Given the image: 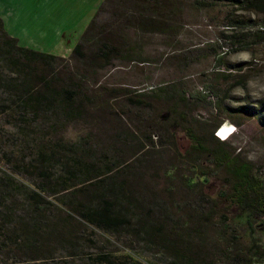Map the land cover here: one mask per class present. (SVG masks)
Masks as SVG:
<instances>
[{
	"label": "trees",
	"instance_id": "trees-1",
	"mask_svg": "<svg viewBox=\"0 0 264 264\" xmlns=\"http://www.w3.org/2000/svg\"><path fill=\"white\" fill-rule=\"evenodd\" d=\"M245 8L261 21L225 26L238 29L228 36L238 47L264 41V0H246ZM180 10L175 0H104L63 67L61 58L18 46L0 19V264H141L116 255L112 239L150 258L147 264L260 262L264 251L257 244L234 250L237 237L222 231L225 245L217 247L204 232L216 206L202 189L215 170L228 179L218 197L243 210L246 219L264 223V177L252 164L238 161L213 130V143L206 145L185 128L189 151L176 154L165 174L181 173L182 202L169 190L166 199L154 195L139 182L149 162L157 166L154 156L103 99L105 89L88 88L86 69L68 68L70 61L105 67L123 45L120 30L177 35ZM247 27H254L252 41L240 31ZM168 85L153 93L176 86ZM126 92L111 91L118 98L127 94L130 106H145L143 91ZM143 140L151 144L148 136ZM116 146L128 149L130 158L124 160ZM110 150L120 156L111 159ZM201 156L209 160L208 170L197 160Z\"/></svg>",
	"mask_w": 264,
	"mask_h": 264
},
{
	"label": "rangeland",
	"instance_id": "rangeland-1",
	"mask_svg": "<svg viewBox=\"0 0 264 264\" xmlns=\"http://www.w3.org/2000/svg\"><path fill=\"white\" fill-rule=\"evenodd\" d=\"M103 1L0 0V19L4 31L18 46L52 53L63 59L60 63L63 67L70 55L69 50L63 49L66 41L79 40ZM175 1L181 9L178 21L181 30L177 35L120 30L123 45L105 67L85 68L70 61L68 68L86 69L83 79L88 88L96 92L103 91L100 87L105 89L103 99L113 107V112L123 115L121 121L136 133L147 155L154 156L157 166L147 164L139 181L142 186L164 199L169 190L170 197L181 203L184 195L179 182L181 173L165 174L176 154L189 151L185 128L202 138L206 145L213 143L210 137L213 130L212 136L224 141L238 161L249 162L264 177V41L247 42L238 47L228 39L238 29L226 28V25L235 22L254 25L261 21V15L246 10V0ZM253 30L254 27H247L240 31L245 33L246 41H252L249 37ZM61 75L65 76L66 71ZM170 83L176 86L169 95L153 93L155 87ZM114 89L126 93L143 91L145 106H130L127 94L118 98L111 93ZM180 95L182 98H178ZM240 107L246 109L237 110ZM229 128L235 131L229 132ZM72 135V132L67 134ZM143 135L151 139V144L144 142ZM105 136L108 139L109 135ZM107 139L100 138L105 142ZM122 149V158L128 160V149ZM108 155L111 159L120 156L111 150ZM197 160L209 169L206 157H197ZM227 180L225 171L215 170L202 189L216 206L210 225L204 227L209 242L216 243L217 247L225 245L224 238L218 234L225 231L238 239L234 250L253 243L264 251L263 221L256 217L246 219L243 210L229 206L218 197L219 192L226 190ZM111 246L117 249L116 255L141 264L151 261L138 252L123 249L114 239ZM257 260L260 262L256 264H264V255Z\"/></svg>",
	"mask_w": 264,
	"mask_h": 264
},
{
	"label": "crops",
	"instance_id": "crops-1",
	"mask_svg": "<svg viewBox=\"0 0 264 264\" xmlns=\"http://www.w3.org/2000/svg\"><path fill=\"white\" fill-rule=\"evenodd\" d=\"M2 25H3V22H2ZM3 29H4V27H3ZM75 42H76V40L75 41H73V42H70L69 40H67L66 41V45L64 46V50H69V51H71V49L73 48V46L75 45ZM63 50V51H64ZM48 54H51V55H54V54H52V53H48Z\"/></svg>",
	"mask_w": 264,
	"mask_h": 264
},
{
	"label": "clouds",
	"instance_id": "clouds-1",
	"mask_svg": "<svg viewBox=\"0 0 264 264\" xmlns=\"http://www.w3.org/2000/svg\"><path fill=\"white\" fill-rule=\"evenodd\" d=\"M228 131L232 132V131H235V129L234 128H229Z\"/></svg>",
	"mask_w": 264,
	"mask_h": 264
}]
</instances>
